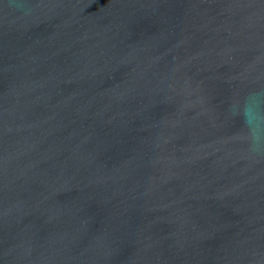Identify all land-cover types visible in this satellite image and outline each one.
<instances>
[{
	"label": "water",
	"instance_id": "95a60500",
	"mask_svg": "<svg viewBox=\"0 0 264 264\" xmlns=\"http://www.w3.org/2000/svg\"><path fill=\"white\" fill-rule=\"evenodd\" d=\"M264 0H0V264H264Z\"/></svg>",
	"mask_w": 264,
	"mask_h": 264
},
{
	"label": "clouds",
	"instance_id": "9594fccd",
	"mask_svg": "<svg viewBox=\"0 0 264 264\" xmlns=\"http://www.w3.org/2000/svg\"><path fill=\"white\" fill-rule=\"evenodd\" d=\"M248 130L245 133L249 151L253 154H264V111L258 110L254 102L245 108Z\"/></svg>",
	"mask_w": 264,
	"mask_h": 264
}]
</instances>
